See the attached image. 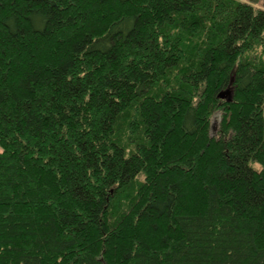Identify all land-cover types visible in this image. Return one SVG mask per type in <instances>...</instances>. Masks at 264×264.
<instances>
[{"label": "trees", "instance_id": "obj_1", "mask_svg": "<svg viewBox=\"0 0 264 264\" xmlns=\"http://www.w3.org/2000/svg\"><path fill=\"white\" fill-rule=\"evenodd\" d=\"M259 2L0 0V264H264Z\"/></svg>", "mask_w": 264, "mask_h": 264}, {"label": "rangeland", "instance_id": "obj_2", "mask_svg": "<svg viewBox=\"0 0 264 264\" xmlns=\"http://www.w3.org/2000/svg\"><path fill=\"white\" fill-rule=\"evenodd\" d=\"M259 5L264 7V0H260ZM220 121V113H216L212 118V131L215 132L217 130V126Z\"/></svg>", "mask_w": 264, "mask_h": 264}, {"label": "water", "instance_id": "obj_3", "mask_svg": "<svg viewBox=\"0 0 264 264\" xmlns=\"http://www.w3.org/2000/svg\"><path fill=\"white\" fill-rule=\"evenodd\" d=\"M229 95H230V94H229V91H227V92L222 93V94H221V97H222V98H225V97H229Z\"/></svg>", "mask_w": 264, "mask_h": 264}]
</instances>
